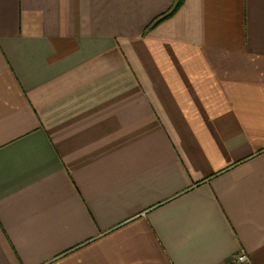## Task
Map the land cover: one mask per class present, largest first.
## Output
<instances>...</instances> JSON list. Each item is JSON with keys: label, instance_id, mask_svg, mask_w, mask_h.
I'll use <instances>...</instances> for the list:
<instances>
[{"label": "crops", "instance_id": "1", "mask_svg": "<svg viewBox=\"0 0 264 264\" xmlns=\"http://www.w3.org/2000/svg\"><path fill=\"white\" fill-rule=\"evenodd\" d=\"M175 1L0 0V264H264V0Z\"/></svg>", "mask_w": 264, "mask_h": 264}, {"label": "trees", "instance_id": "2", "mask_svg": "<svg viewBox=\"0 0 264 264\" xmlns=\"http://www.w3.org/2000/svg\"><path fill=\"white\" fill-rule=\"evenodd\" d=\"M185 0H176L174 5L171 7L169 11L158 17L148 28V31L155 28L157 25L162 23L163 21L171 18L173 15H175L178 10L182 7Z\"/></svg>", "mask_w": 264, "mask_h": 264}, {"label": "built area", "instance_id": "3", "mask_svg": "<svg viewBox=\"0 0 264 264\" xmlns=\"http://www.w3.org/2000/svg\"><path fill=\"white\" fill-rule=\"evenodd\" d=\"M246 260H247L246 255H240V256L238 257V261H240V262H244V261H246Z\"/></svg>", "mask_w": 264, "mask_h": 264}]
</instances>
